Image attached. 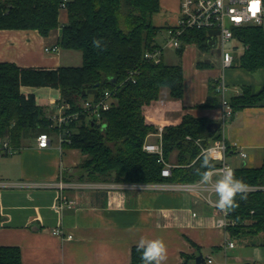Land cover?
I'll list each match as a JSON object with an SVG mask.
<instances>
[{"label": "crops", "instance_id": "obj_1", "mask_svg": "<svg viewBox=\"0 0 264 264\" xmlns=\"http://www.w3.org/2000/svg\"><path fill=\"white\" fill-rule=\"evenodd\" d=\"M160 3L167 9L163 18L167 32L177 23L180 0ZM60 22L61 26L68 22L66 9L61 10ZM60 34L61 27L48 36L33 29H0V62L24 68L71 66L65 62L78 51L63 49ZM157 39L162 60L170 65L182 64L185 76L184 106L165 110L163 126L177 123L187 113L219 122V94L215 106L201 105L212 101L216 95L213 87L221 75L229 86L230 100L242 92L244 85L254 93L264 87V69H223L204 59L195 43L187 44L180 54L167 44L168 32L162 42ZM46 46H57L59 51L47 52ZM173 49L178 55L174 58L168 53ZM199 59L212 62L214 67H199ZM21 91L27 97L33 94L49 116L57 112L61 98L58 88L22 86ZM161 97L171 99L168 88L161 90ZM221 132L233 146L228 158L234 169L264 164V102L235 112ZM50 135L47 148L38 147L37 135L26 139L21 148L0 155V246L20 247L21 264H133V248L141 237L163 239L168 251L165 264H185L186 256L191 257L190 264H196L199 254L207 263L211 258L212 264H254L258 259L264 263L262 246L251 245L253 239L231 238L228 231L216 225L219 209L206 199L207 191L202 195L171 181L137 184L81 178L78 165L84 154L80 149L61 147L56 134ZM148 139L156 141L157 137L150 135ZM240 149L247 153L246 158L239 154ZM177 154L174 151L167 162L176 165ZM212 178L215 181L218 177ZM61 181L69 186L61 189ZM211 199L216 202L218 197L213 193ZM68 201L74 203L66 204ZM55 228H60L62 235L55 234ZM227 239L234 241L233 247L225 246ZM238 245L243 249H237ZM245 249L252 250L246 253Z\"/></svg>", "mask_w": 264, "mask_h": 264}, {"label": "trees", "instance_id": "obj_2", "mask_svg": "<svg viewBox=\"0 0 264 264\" xmlns=\"http://www.w3.org/2000/svg\"><path fill=\"white\" fill-rule=\"evenodd\" d=\"M61 3L62 0H0V29H33L48 36L61 27L59 45L65 50H79L83 57L80 66L55 69L0 62V139L5 138L14 149H19L26 139L42 132H58L51 127L52 119L46 109L33 94L27 97L22 93V86L58 88L59 102L69 103V112L80 111L85 99H97L109 90L115 101L102 113L101 120L87 122L82 115L68 126L70 131L62 142V147L80 149L84 154L78 165L81 178L137 184L200 181L197 169L207 154L203 148L222 137L221 128L209 127L214 122L209 118L187 113L177 123L164 126L165 160L178 151L171 177H163L164 164L157 155L143 149L149 134L164 125L165 110L184 106L182 64L170 65L163 60L156 63L145 57L147 51L160 47L155 39L162 27L153 20L161 11L160 0H68L65 8L68 22L63 26ZM212 33L209 29L186 30L181 36L179 53L190 43H195L201 54L215 53L216 47L209 41ZM235 37L244 46L239 66L249 72L264 69V26L237 28ZM94 38L106 41L107 49H94ZM197 64L214 67L208 60L199 59ZM163 88L169 89L171 99L161 97ZM213 90L216 95L212 101L201 107L217 104V86ZM263 102L264 87L254 93L250 86L244 85L242 92L231 98L235 112ZM198 139L200 144L196 143ZM234 171L248 185L264 186V164L257 168L244 165ZM237 201L239 207L229 212V217L236 221L228 226L229 235L253 239L251 245L264 248V190L249 191L246 200H240L238 195ZM2 220L0 207V228ZM132 254L133 264H142L136 246ZM22 259L20 247L0 246V264H21ZM190 259L186 256L185 264H190Z\"/></svg>", "mask_w": 264, "mask_h": 264}, {"label": "built area", "instance_id": "obj_3", "mask_svg": "<svg viewBox=\"0 0 264 264\" xmlns=\"http://www.w3.org/2000/svg\"><path fill=\"white\" fill-rule=\"evenodd\" d=\"M68 0H62L61 7L66 8ZM264 26V0H180L179 18L175 25L167 28L168 41L167 44L177 49L182 47L181 36L188 29H209L214 33L210 34L209 41H214V45L221 48V67L223 69L232 67L234 64L235 56L232 48L229 44L236 40L235 30L244 26ZM238 41V40H237ZM187 45V44H186ZM185 45V46H186ZM234 48V47H233ZM244 49V46H243ZM47 52H58L57 46H46ZM145 57L149 60H153L159 63L163 59L162 48H155L152 51H147ZM228 84L225 81L224 75L218 79L217 90L220 96V102L222 107V114L220 117L221 128L224 127L231 120L235 114L234 107L231 100L227 97ZM114 97L112 92L106 90L104 94L95 99L90 97L85 99L82 103V109L80 111L69 112L70 104L67 102H59L56 106L57 112L51 116V127L57 128L58 132L56 136L62 147V142L65 140L66 134L70 131L68 126L75 120L80 119L83 115L87 122L91 120H101L102 113L109 110L113 103ZM163 132L164 126H160L157 132L150 133L157 137L156 141H150L147 137L143 145L144 151L155 154L159 157V161L164 164L162 169L163 177L172 176V168L175 166L165 160L164 147H163ZM52 136L47 132H42L37 136V145L40 148H47L51 145ZM190 140L191 137L187 136ZM200 144V140H196ZM233 146L227 142L225 137H221L215 140L207 148H203V153H207L218 163L216 169L224 168L225 166L234 168L228 161L229 150H232ZM15 149L9 143L8 140L0 139V154L11 153ZM239 154L243 157H247V153L242 149L238 150ZM219 160V161H217ZM213 179V178H212ZM214 181V179H213ZM180 187L185 190L201 193L207 191L206 199L215 205V202L211 199V195L214 190L211 186L202 184L200 181L195 183H178ZM69 186L64 182H60V187ZM250 186V185H249ZM264 190V186H250L249 191ZM66 204H73V201L65 202ZM63 203V204H65ZM195 215V213H194ZM236 224V221L229 217V213L225 215L219 210V216L216 220V225L227 231L228 226ZM53 232L58 235H62L60 228L53 229ZM72 238V235H68ZM225 246L233 247L234 241L227 239ZM208 263L212 264L213 260L208 259Z\"/></svg>", "mask_w": 264, "mask_h": 264}, {"label": "clouds", "instance_id": "obj_4", "mask_svg": "<svg viewBox=\"0 0 264 264\" xmlns=\"http://www.w3.org/2000/svg\"><path fill=\"white\" fill-rule=\"evenodd\" d=\"M92 46L96 50L104 51L107 49V42L101 38H94ZM197 174L202 184L213 188L214 194L218 197L215 206L225 215L239 207L238 195L240 200L247 199L250 186L242 178H238L231 167L216 169L211 156L203 155ZM213 175L218 177L215 181L212 179ZM136 250L140 253L142 264H165L168 259L167 245L161 238L141 237L136 242Z\"/></svg>", "mask_w": 264, "mask_h": 264}, {"label": "rangeland", "instance_id": "obj_5", "mask_svg": "<svg viewBox=\"0 0 264 264\" xmlns=\"http://www.w3.org/2000/svg\"><path fill=\"white\" fill-rule=\"evenodd\" d=\"M166 10L167 9L161 8L160 13L157 14V15H155L154 18H153L154 23L156 25H157V23H159V24H161V27H162L160 29V31L158 32L157 36H156V38H158L157 40L159 42H162L163 41V37L165 35L167 36V32H166L165 28L163 27L164 24H165L164 23L165 22V19H163V18H165L167 16V11ZM212 42H214V41H212ZM229 47L232 48L233 53H234V56H235V63H234V65L232 67H240L238 61H239L240 56L244 52L243 44L241 42L237 41V40H233L229 44ZM77 51L78 52H74L75 54H71V58H72L71 61H66L65 64H71V65H75V66L82 65V63H83L82 52L79 51V50H77ZM220 51H221V48L219 46H217L216 47V50H215V53L208 54V55L207 54H203L204 55L203 57H204V59H207L208 58V59L212 60L214 62V64H215L216 67H221V63H220V60H221V54L220 53L221 52ZM168 53L171 54L170 56H172V58H174L175 56L176 57L178 56L174 49L168 51ZM166 62H168V61L166 60ZM227 96H229L228 93H227ZM0 155H3V154H0ZM217 161H219V160H217ZM228 161H229L230 165H233L232 159L228 158ZM237 247H238L237 249H239V248L240 249H243V248H241L242 246H240V245H238ZM251 250L252 249H245V252L247 253L248 251H251ZM215 253H217V252H215ZM256 262H257V264H263V261L260 260V259L256 260Z\"/></svg>", "mask_w": 264, "mask_h": 264}, {"label": "water", "instance_id": "obj_6", "mask_svg": "<svg viewBox=\"0 0 264 264\" xmlns=\"http://www.w3.org/2000/svg\"><path fill=\"white\" fill-rule=\"evenodd\" d=\"M209 127L214 128L215 130H218L219 128H221V124L219 122H213L211 123V125H209ZM205 262V257L203 256V254H199L196 257V264H201Z\"/></svg>", "mask_w": 264, "mask_h": 264}]
</instances>
